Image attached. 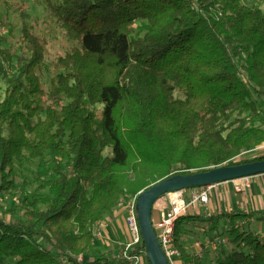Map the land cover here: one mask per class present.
<instances>
[{
  "label": "trees",
  "instance_id": "obj_1",
  "mask_svg": "<svg viewBox=\"0 0 264 264\" xmlns=\"http://www.w3.org/2000/svg\"><path fill=\"white\" fill-rule=\"evenodd\" d=\"M41 1L78 48L56 58L45 87L46 43L26 12L19 53L2 47L15 28L0 34V196L16 189V166L49 158L56 171L20 202L22 219L0 216V264H129L79 261L123 197L161 179L264 161H234L264 146V12L242 0ZM129 170L135 179L122 186L118 175ZM150 172L152 183L142 178ZM224 216L233 248L215 264H264V240L248 225L264 216ZM196 220L175 224L185 264H203L213 250L182 248ZM219 220L208 218L210 234ZM141 252L142 239L129 257Z\"/></svg>",
  "mask_w": 264,
  "mask_h": 264
},
{
  "label": "rangeland",
  "instance_id": "obj_2",
  "mask_svg": "<svg viewBox=\"0 0 264 264\" xmlns=\"http://www.w3.org/2000/svg\"><path fill=\"white\" fill-rule=\"evenodd\" d=\"M242 2L248 6L258 5L261 8V10L264 12V2H262V0H242ZM21 10L25 11L26 14L28 15L27 21L33 27L34 32L46 43L44 66L43 69L40 72H38V75L42 83L46 87L48 78L50 76L48 70L51 67L52 63L56 60L58 56L64 55L67 52L77 49L78 44L67 39V37L64 35V32L58 27L56 22L50 17L46 4L43 1L0 0V34L6 35L9 26H13L15 28L10 43H4L2 44V47L16 50L19 53V48L15 43L21 36V19L19 16ZM5 88L6 85L4 83H1L0 99L3 98ZM260 107H261L260 112L262 117L264 116V98H261ZM263 154H264V146H261L254 151L244 153L234 161L235 162H239L241 160L248 161V160H252L253 158L259 157ZM224 167H228V165H224ZM55 175H56V171L54 169V165L49 158H46L43 161L27 163L22 167L16 166L15 168L16 189L12 191L10 194H2L0 196V216L5 220L22 219L20 202L25 197H29L30 195L34 194L36 192L37 187L42 181L45 182L50 181L52 178L56 177ZM154 177H156L155 174H152L151 172L142 175V178H144L147 182H151V183L153 182ZM118 178L120 184L122 186H125L126 181H131L135 179V174L133 171L129 170L127 172L119 173ZM162 180L163 179H161L160 181ZM160 181H157L156 183H152L151 186L157 184ZM194 189L196 188L186 189V190H190L189 192H186L184 194V199L186 203H189L191 198V192L194 191ZM47 194L48 192L42 193L43 196ZM164 196L158 199L156 203H158V201L161 203L164 200L166 202ZM131 199L126 197H123L121 199L120 205L124 207L125 211ZM41 207L43 208V206ZM191 211H192L191 206H189L188 215L194 216L193 214H190ZM262 227H263L262 229L264 230V225H262ZM253 228H255L254 225ZM208 230L209 227L207 229H202V228L200 229L199 226H195V224H192V231L195 232L196 235H198L197 238L198 243L201 242L202 239L209 241L213 240ZM254 230L257 231V229ZM258 235L260 238L264 240L263 233L259 232ZM203 246H201V249L203 248ZM221 247H217V249L209 250L207 253H203L204 255L201 257L203 264H215L218 258L222 257L223 254H225L226 252H228L233 248L231 245L223 246L222 248ZM182 263L185 264L184 262ZM180 264H181V260H180Z\"/></svg>",
  "mask_w": 264,
  "mask_h": 264
},
{
  "label": "crops",
  "instance_id": "obj_3",
  "mask_svg": "<svg viewBox=\"0 0 264 264\" xmlns=\"http://www.w3.org/2000/svg\"><path fill=\"white\" fill-rule=\"evenodd\" d=\"M189 191L190 190H187V192ZM166 204L165 200L161 203L158 201V203L154 204L152 226L156 237L162 231L160 226L161 215L165 211ZM235 213L252 214L254 217L263 216L264 174L251 177L249 187L240 192L234 189L233 181L214 185L209 193L208 203L205 205H198L195 211H191L190 214H193L197 220L187 223L181 242L182 248L191 255L197 253L201 249V246L210 242L209 240L202 239L201 242L198 243V235L192 231V224L199 226L200 229H207L210 225L208 218L211 216L220 217L218 229L210 234L212 239L221 241L218 247L230 245L226 235H222L229 226V221L224 215ZM248 225H254V229H257V233L260 232L264 234V230L262 229V225H264L263 222H253ZM96 229L100 232V237L93 236L92 244L82 257V261L89 262L100 257L115 261L120 260L121 248L126 243L130 242L124 207L119 205L115 210L105 215V217L97 223L94 231ZM213 249L217 248L215 247ZM182 262L183 260L181 259V264H183ZM129 264H150V261L146 253L141 252L136 258L131 259Z\"/></svg>",
  "mask_w": 264,
  "mask_h": 264
},
{
  "label": "water",
  "instance_id": "obj_4",
  "mask_svg": "<svg viewBox=\"0 0 264 264\" xmlns=\"http://www.w3.org/2000/svg\"><path fill=\"white\" fill-rule=\"evenodd\" d=\"M262 174H264V161L240 166L220 167L192 175L165 178L142 191L136 198V210L142 240L150 264H168L154 233L150 217L154 204L158 199L173 191L214 186Z\"/></svg>",
  "mask_w": 264,
  "mask_h": 264
},
{
  "label": "built area",
  "instance_id": "obj_5",
  "mask_svg": "<svg viewBox=\"0 0 264 264\" xmlns=\"http://www.w3.org/2000/svg\"><path fill=\"white\" fill-rule=\"evenodd\" d=\"M250 178L251 177H246L234 180V189L237 192L247 189L250 184ZM213 187L214 186H206L194 189V191L191 192L189 203H186L184 199V194L187 190L173 191L164 196L167 205L165 211L161 215L160 226L162 231L157 236V240L168 264H179V261L181 260V254L174 245V229L176 221L180 217L188 215L189 206H191V209L195 211L198 205L207 204L209 200V193ZM136 198L137 197L131 199L126 208V224L130 235V242L126 243L121 248V259L131 260L129 252L135 245L140 244L142 239L137 219ZM93 236L100 237V232L96 229ZM220 242L221 241L218 239H214L213 241L204 244L203 248L195 253L196 256L200 257L204 250L213 249L217 247ZM79 261H82V257L79 258Z\"/></svg>",
  "mask_w": 264,
  "mask_h": 264
}]
</instances>
